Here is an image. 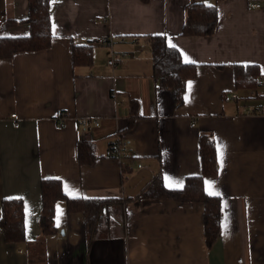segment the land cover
I'll return each instance as SVG.
<instances>
[{
  "label": "crops",
  "instance_id": "0c3cea01",
  "mask_svg": "<svg viewBox=\"0 0 264 264\" xmlns=\"http://www.w3.org/2000/svg\"><path fill=\"white\" fill-rule=\"evenodd\" d=\"M193 3L217 6L212 36L182 35ZM50 9L51 47L0 60V220L4 200L21 199L25 212L24 241H5L0 227V264H264V0H52ZM28 14V0H0V37L28 36ZM154 35L196 66L181 106L153 77ZM85 45L91 63L75 65L73 46ZM113 53L127 56L110 66ZM235 65L258 66L262 85L239 89ZM202 134L219 166L204 189L223 208L211 247L203 204L142 197L157 178L180 190L202 174ZM81 140L95 145L92 165L79 164ZM117 140L131 159L107 156ZM43 179L72 198L108 200L93 231L60 201L58 232L43 236Z\"/></svg>",
  "mask_w": 264,
  "mask_h": 264
},
{
  "label": "trees",
  "instance_id": "16d2710c",
  "mask_svg": "<svg viewBox=\"0 0 264 264\" xmlns=\"http://www.w3.org/2000/svg\"><path fill=\"white\" fill-rule=\"evenodd\" d=\"M52 0H28L29 14L23 21L30 27L25 37H0V60L8 59L19 53L47 50L52 45L53 31L51 19ZM12 22L3 24V30ZM218 25V8L216 5L200 3L189 4L186 9V21L183 36H212ZM153 58V77L162 89L172 90L177 105L184 102L187 83L196 76V66L186 64L180 51L171 47L163 35L149 37ZM93 47L90 45L73 46L72 59L75 65L90 64ZM235 79L239 89L255 90L262 85L261 71L258 66L235 65ZM200 155L202 174L187 179L180 190L166 188L161 178L153 181L142 197L170 198L180 203H201L204 205V233L208 247H211L221 233L223 215L222 201L217 196L206 193L204 181L207 177H215L219 166L215 141L207 134L200 138ZM77 157L80 165H92L97 160L94 143L81 140L77 145ZM43 210L39 225L43 236L58 232L55 226L57 203L64 201L69 213H82L85 227L90 233L100 219L102 206L108 200L96 198H72L66 195L62 182L58 179L41 181ZM110 201V200H109ZM25 212L21 199L4 200L0 227L5 241L22 242L25 240Z\"/></svg>",
  "mask_w": 264,
  "mask_h": 264
},
{
  "label": "built area",
  "instance_id": "2783aa9c",
  "mask_svg": "<svg viewBox=\"0 0 264 264\" xmlns=\"http://www.w3.org/2000/svg\"><path fill=\"white\" fill-rule=\"evenodd\" d=\"M258 4H254V7H257ZM104 44L108 45V46H112L113 42L112 40H104L103 41ZM127 56L126 53L121 54L120 56H117L116 54L113 53L112 58L109 60L108 64L110 66H116L119 65L120 63H122L123 58ZM234 98H236V96L234 95ZM261 110H257V113H260ZM13 118H16L17 115L13 114L12 115ZM67 123V116L66 114L62 111L59 110L56 112L55 114V125H56V129L61 130L66 126ZM81 125L83 127H87L89 125V121L88 119H82L81 120ZM99 123L97 121H95V126H98ZM126 143L117 140L112 142L107 150V156L109 157H115L117 159H119L120 161L124 160V159H131V156L127 153V147H126ZM239 264H243V259H239Z\"/></svg>",
  "mask_w": 264,
  "mask_h": 264
},
{
  "label": "snow or ice",
  "instance_id": "6c2138e0",
  "mask_svg": "<svg viewBox=\"0 0 264 264\" xmlns=\"http://www.w3.org/2000/svg\"><path fill=\"white\" fill-rule=\"evenodd\" d=\"M53 27H54V30H55V26H53ZM218 152H219V155H220L221 161H222V158H223V150H222L221 146H219V145H218ZM206 183H208V182H206ZM180 186H182V185H180ZM209 194L210 195H214V194H217V193L209 192Z\"/></svg>",
  "mask_w": 264,
  "mask_h": 264
}]
</instances>
